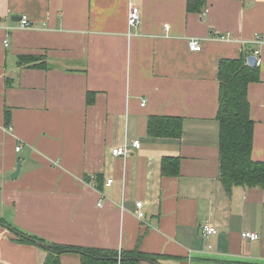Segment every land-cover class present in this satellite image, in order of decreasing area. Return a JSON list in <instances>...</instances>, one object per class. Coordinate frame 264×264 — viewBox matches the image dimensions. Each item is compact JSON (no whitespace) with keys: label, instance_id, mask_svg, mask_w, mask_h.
<instances>
[{"label":"crops","instance_id":"obj_1","mask_svg":"<svg viewBox=\"0 0 264 264\" xmlns=\"http://www.w3.org/2000/svg\"><path fill=\"white\" fill-rule=\"evenodd\" d=\"M190 2L0 0V217L50 243L138 247L161 255L155 264H264V189L225 191L216 119L219 61L247 64L258 50L247 100L252 159L264 160V0ZM129 4L140 9L135 27ZM22 55L39 59L19 64ZM151 116L175 117L180 132L150 135ZM135 139L139 149L111 154ZM205 222L217 228L208 239ZM245 230L260 238L244 240ZM45 256L0 225V264ZM60 263L81 260L63 252Z\"/></svg>","mask_w":264,"mask_h":264},{"label":"trees","instance_id":"obj_2","mask_svg":"<svg viewBox=\"0 0 264 264\" xmlns=\"http://www.w3.org/2000/svg\"><path fill=\"white\" fill-rule=\"evenodd\" d=\"M201 0H191L189 8L196 9ZM33 55H22L19 64L38 60ZM45 67V64H39ZM259 80L258 66H249L242 57L221 59L218 67L219 95L216 119L219 126L220 181L227 193L234 186L264 189V160L252 159L253 122L249 117L247 85ZM141 105V104H140ZM143 106V105H142ZM181 123L175 117L151 116L147 131L152 136L180 132ZM0 225L7 228L15 241L37 245L46 251L42 264H61L63 252H76L81 264H139L157 263L161 255L133 250L117 251L100 247H83L50 243L20 230L0 217Z\"/></svg>","mask_w":264,"mask_h":264},{"label":"built area","instance_id":"obj_3","mask_svg":"<svg viewBox=\"0 0 264 264\" xmlns=\"http://www.w3.org/2000/svg\"><path fill=\"white\" fill-rule=\"evenodd\" d=\"M140 22V9L136 5L129 4L128 9V15H127V24L129 27H135ZM19 26L20 27H29L30 22L26 15H21L19 19ZM214 39L220 40V41H227L230 39V34H216L213 36ZM261 39L259 37H255L252 42L254 44H259ZM188 49L190 51H200L201 50V41L197 37H189L187 40ZM4 45H8L7 39L4 40ZM258 50H254V56L257 58ZM141 105H144V101L141 102ZM141 147V142L138 139H135L131 141L130 143H125L122 146H115L111 148V154L116 157H125L126 155H129L132 153V151L137 150ZM20 145L15 146V151H19ZM112 179H107L106 184L108 185L111 183ZM99 206L101 204H98ZM136 207V216L141 219L144 217V212L142 210V202L137 201L135 202ZM200 233L201 236L205 239H208L211 235H214L217 233V228L215 225L205 222L200 226ZM240 237L247 241H254L258 240L260 238V235L253 231H241ZM210 247V245H207Z\"/></svg>","mask_w":264,"mask_h":264},{"label":"water","instance_id":"obj_4","mask_svg":"<svg viewBox=\"0 0 264 264\" xmlns=\"http://www.w3.org/2000/svg\"><path fill=\"white\" fill-rule=\"evenodd\" d=\"M246 62L249 66H254L257 62V58L254 55H248ZM19 171H20V163L18 162L15 171L10 175V177L15 178L19 174Z\"/></svg>","mask_w":264,"mask_h":264}]
</instances>
